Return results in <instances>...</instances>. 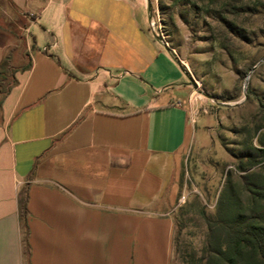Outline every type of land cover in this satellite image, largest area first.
Returning a JSON list of instances; mask_svg holds the SVG:
<instances>
[{
    "label": "crops",
    "instance_id": "crops-1",
    "mask_svg": "<svg viewBox=\"0 0 264 264\" xmlns=\"http://www.w3.org/2000/svg\"><path fill=\"white\" fill-rule=\"evenodd\" d=\"M142 8L0 0V64L17 42L28 61L0 99V264H170L173 221L155 209L190 85Z\"/></svg>",
    "mask_w": 264,
    "mask_h": 264
},
{
    "label": "rangeland",
    "instance_id": "rangeland-1",
    "mask_svg": "<svg viewBox=\"0 0 264 264\" xmlns=\"http://www.w3.org/2000/svg\"><path fill=\"white\" fill-rule=\"evenodd\" d=\"M145 2L141 21L149 14L190 85L191 131L155 209L173 221L170 264H188L224 247L233 220L264 226V197L254 192L264 188V0ZM27 62L17 42L0 64V99Z\"/></svg>",
    "mask_w": 264,
    "mask_h": 264
},
{
    "label": "trees",
    "instance_id": "trees-1",
    "mask_svg": "<svg viewBox=\"0 0 264 264\" xmlns=\"http://www.w3.org/2000/svg\"><path fill=\"white\" fill-rule=\"evenodd\" d=\"M254 192L264 197V188L255 189ZM25 212L21 199L19 218L23 228ZM225 228L228 241L224 247H217L212 253L207 251L197 258L189 255L188 264H264V226L256 217H239Z\"/></svg>",
    "mask_w": 264,
    "mask_h": 264
},
{
    "label": "built area",
    "instance_id": "built-area-1",
    "mask_svg": "<svg viewBox=\"0 0 264 264\" xmlns=\"http://www.w3.org/2000/svg\"><path fill=\"white\" fill-rule=\"evenodd\" d=\"M153 22L150 20V18H149V27H150V29L153 31L154 30V26H153ZM155 36L157 37V34H155ZM160 42H161V40H159Z\"/></svg>",
    "mask_w": 264,
    "mask_h": 264
},
{
    "label": "water",
    "instance_id": "water-1",
    "mask_svg": "<svg viewBox=\"0 0 264 264\" xmlns=\"http://www.w3.org/2000/svg\"><path fill=\"white\" fill-rule=\"evenodd\" d=\"M253 67H254V66H253ZM253 67H252V68H253Z\"/></svg>",
    "mask_w": 264,
    "mask_h": 264
}]
</instances>
